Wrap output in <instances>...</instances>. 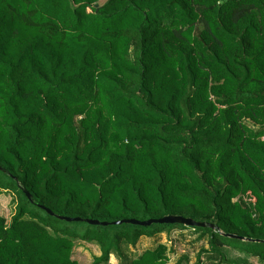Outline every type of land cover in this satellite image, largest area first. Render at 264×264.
Returning <instances> with one entry per match:
<instances>
[{
	"label": "trees",
	"instance_id": "16d2710c",
	"mask_svg": "<svg viewBox=\"0 0 264 264\" xmlns=\"http://www.w3.org/2000/svg\"><path fill=\"white\" fill-rule=\"evenodd\" d=\"M0 167V264H167L125 249L174 229L264 263V0H0ZM166 216L216 228L112 224Z\"/></svg>",
	"mask_w": 264,
	"mask_h": 264
},
{
	"label": "rangeland",
	"instance_id": "374dc122",
	"mask_svg": "<svg viewBox=\"0 0 264 264\" xmlns=\"http://www.w3.org/2000/svg\"><path fill=\"white\" fill-rule=\"evenodd\" d=\"M13 198L12 193L0 195V215L7 222L11 220L14 213ZM199 236L200 234L191 229H174L170 233L157 234L151 238L143 237L136 247L125 249V255L129 260H133L143 252L154 250L159 245H163L166 246L167 264H177L183 259V264H196L199 254L203 249L208 248L207 240H201ZM224 250L228 264H264L257 258L246 257L234 249L225 248ZM100 255L101 251L98 246L78 241L75 243L72 258L79 264H91L94 258ZM203 262H206L204 257ZM109 264H121V261L118 256L114 255L111 256ZM223 264H227V262Z\"/></svg>",
	"mask_w": 264,
	"mask_h": 264
},
{
	"label": "water",
	"instance_id": "95a60500",
	"mask_svg": "<svg viewBox=\"0 0 264 264\" xmlns=\"http://www.w3.org/2000/svg\"><path fill=\"white\" fill-rule=\"evenodd\" d=\"M0 170L2 168L0 167ZM25 195L29 200H32V196L30 193L25 191ZM49 215H54L49 209H46L42 207ZM60 220L68 221V222H80V221H85L86 223L90 225H101V226H108V222H100L97 220H82L80 218H67V217H58ZM113 225H122V224H132V225H139V226H151L152 224H180L184 225L187 227H197V228H205V227H210L211 229H215L216 227L213 224L207 225L206 223L203 222H197L195 220L189 219V218H184L181 216H166L162 219H150L147 221H139L135 219H126V220H121V221H116L112 223ZM228 238L231 239H236V240H241V241H254L251 239L243 238L240 236L228 234L226 235Z\"/></svg>",
	"mask_w": 264,
	"mask_h": 264
},
{
	"label": "crops",
	"instance_id": "0c3cea01",
	"mask_svg": "<svg viewBox=\"0 0 264 264\" xmlns=\"http://www.w3.org/2000/svg\"><path fill=\"white\" fill-rule=\"evenodd\" d=\"M13 215V214H12ZM3 217V216H2Z\"/></svg>",
	"mask_w": 264,
	"mask_h": 264
}]
</instances>
